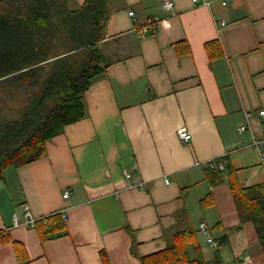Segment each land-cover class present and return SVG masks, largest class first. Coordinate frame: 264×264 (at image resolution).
<instances>
[{
	"label": "crops",
	"instance_id": "crops-1",
	"mask_svg": "<svg viewBox=\"0 0 264 264\" xmlns=\"http://www.w3.org/2000/svg\"><path fill=\"white\" fill-rule=\"evenodd\" d=\"M162 1L108 0L106 68L85 93V117L0 180V236L9 240L0 264H143L188 231L189 259L264 264L231 192L264 184L251 148L264 138V0H169L170 12ZM153 16L151 34L144 24ZM221 158L226 170L213 183L219 177L203 164ZM26 211L34 227L15 226ZM57 217L64 230L42 241L38 229Z\"/></svg>",
	"mask_w": 264,
	"mask_h": 264
},
{
	"label": "trees",
	"instance_id": "trees-1",
	"mask_svg": "<svg viewBox=\"0 0 264 264\" xmlns=\"http://www.w3.org/2000/svg\"><path fill=\"white\" fill-rule=\"evenodd\" d=\"M108 15V0H85L75 10L68 0H0V180L5 171L43 158L47 142L85 117V93L106 68L100 44ZM211 173L219 177L213 183L221 179ZM231 192L264 253V184L248 190L232 185ZM64 228L57 217L38 230L45 241ZM192 235L176 234L175 244L143 264H204L188 258ZM7 242L0 236V245Z\"/></svg>",
	"mask_w": 264,
	"mask_h": 264
},
{
	"label": "built area",
	"instance_id": "built-area-1",
	"mask_svg": "<svg viewBox=\"0 0 264 264\" xmlns=\"http://www.w3.org/2000/svg\"><path fill=\"white\" fill-rule=\"evenodd\" d=\"M198 1L199 0H193L194 3H197ZM161 4H162V7L166 11H168V12L172 11L173 4L171 1L163 0ZM225 4H226V2H222V5H225ZM128 15L131 18H135V14L132 11L128 12ZM159 23H160V18L157 16H153V17H150L146 20L144 26L146 28H148V30L150 31L151 34H154V32L157 30ZM145 30L146 29L143 27H139L137 29L139 38H144L147 35L146 34L147 30L146 31ZM258 115L263 117L264 111H260L258 113ZM246 117L250 118L251 114L247 113ZM246 130H247L246 126H240L238 129L239 132H244ZM176 133H177L179 140L183 143H188L191 140V134L186 130V128H183V127L179 128ZM251 148L254 149L258 153L259 158H260V162H261L262 166L264 167V138H261V137L260 138L259 137L253 138L251 141ZM203 165L206 169L213 171V172H223L224 170H226L225 161L223 160V158L215 159V160H212L210 162H206ZM124 175L126 178H130L129 173H125ZM166 183L168 184V182H166ZM68 196H69L68 192H65L63 194L64 198H67ZM35 221L36 220L27 211L25 212L23 222H19V220L16 217H14V225L15 226L23 225L25 227H31L32 228V227H34ZM199 231L202 233H207L208 230L204 224H200ZM208 243H209V246L211 248H213V249L217 248V243L214 242L213 240H211L210 238L208 239Z\"/></svg>",
	"mask_w": 264,
	"mask_h": 264
},
{
	"label": "bare ground",
	"instance_id": "bare-ground-1",
	"mask_svg": "<svg viewBox=\"0 0 264 264\" xmlns=\"http://www.w3.org/2000/svg\"><path fill=\"white\" fill-rule=\"evenodd\" d=\"M84 48V47H83ZM95 61V60H94ZM95 62H97V61H95Z\"/></svg>",
	"mask_w": 264,
	"mask_h": 264
},
{
	"label": "rangeland",
	"instance_id": "rangeland-1",
	"mask_svg": "<svg viewBox=\"0 0 264 264\" xmlns=\"http://www.w3.org/2000/svg\"><path fill=\"white\" fill-rule=\"evenodd\" d=\"M74 7V6H73Z\"/></svg>",
	"mask_w": 264,
	"mask_h": 264
}]
</instances>
